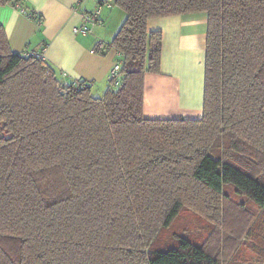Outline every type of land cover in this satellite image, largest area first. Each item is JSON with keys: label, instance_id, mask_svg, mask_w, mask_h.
<instances>
[{"label": "trees", "instance_id": "1", "mask_svg": "<svg viewBox=\"0 0 264 264\" xmlns=\"http://www.w3.org/2000/svg\"><path fill=\"white\" fill-rule=\"evenodd\" d=\"M0 4L37 18L28 0ZM113 5L124 77L102 97L14 53L0 25V264H262L245 255L264 256V0ZM197 13L203 117L146 119L163 41L148 21ZM185 209L208 222L204 239L177 231Z\"/></svg>", "mask_w": 264, "mask_h": 264}, {"label": "crops", "instance_id": "2", "mask_svg": "<svg viewBox=\"0 0 264 264\" xmlns=\"http://www.w3.org/2000/svg\"><path fill=\"white\" fill-rule=\"evenodd\" d=\"M102 0H28L37 18L12 5L1 6L0 25L5 28L14 53L43 57L63 79L110 88V71L120 54L111 48L96 54L97 40L111 43L126 20V13L113 5L103 7L93 34H75L83 13H94ZM207 16L202 13L155 18L150 33L163 36L158 73L144 78L146 119H192L203 117Z\"/></svg>", "mask_w": 264, "mask_h": 264}, {"label": "built area", "instance_id": "3", "mask_svg": "<svg viewBox=\"0 0 264 264\" xmlns=\"http://www.w3.org/2000/svg\"><path fill=\"white\" fill-rule=\"evenodd\" d=\"M110 6H111V0H102L100 6L97 8V10L94 13L93 12L83 13L81 17L82 24L74 28V33L81 34L84 36L92 35L94 26H96L100 21L102 8L110 7ZM111 48L112 46L110 45V43H107L103 40H97L92 48V52L96 54H105ZM123 69H124V58L120 54L119 61L115 62V64L113 65L110 71V83H111V88L114 91H118L122 87L123 77H124ZM60 88L63 89L64 86H60Z\"/></svg>", "mask_w": 264, "mask_h": 264}, {"label": "rangeland", "instance_id": "4", "mask_svg": "<svg viewBox=\"0 0 264 264\" xmlns=\"http://www.w3.org/2000/svg\"><path fill=\"white\" fill-rule=\"evenodd\" d=\"M102 40L105 41L104 39H102ZM105 42H107V41H105ZM102 91H105V88L100 87V89H97V87H94V89H93V96H95V97H102L103 96V92ZM106 91H107V88H106ZM232 198H234V199H236V200H238L240 202L243 201L242 198H239V197H236V196H233V195H232ZM253 209L255 210V208H253ZM261 217L263 219V216L262 215H261ZM178 224H179V227L184 228V229L178 228L177 231L178 230L179 231H184L185 229H188L190 231V233H191V236L195 240H197V239H204L207 236V232H206L207 231V228L206 227L208 225V222L206 220H204V219H200L199 218V215H196L193 212V210L185 209L182 212V214H181V216L179 218ZM202 226H204V229L203 230L201 229ZM263 227H264V224H263ZM221 231L223 233L225 232L224 229H223V227H221ZM262 236H263L262 238L264 239V233H263ZM245 242H247V241L242 240L240 242L241 245H240L239 248H240L241 251L248 250V249L245 248V244H244ZM245 259H249L250 261L253 260V261L260 262V263L264 264V256H257V254H254V253L251 254L248 251L246 252ZM240 260H242V258H239L238 261H240Z\"/></svg>", "mask_w": 264, "mask_h": 264}]
</instances>
